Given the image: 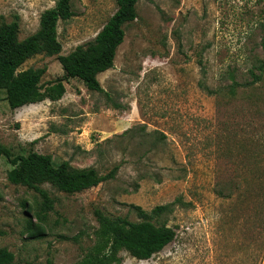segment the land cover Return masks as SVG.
<instances>
[{
    "label": "rangeland",
    "instance_id": "obj_1",
    "mask_svg": "<svg viewBox=\"0 0 264 264\" xmlns=\"http://www.w3.org/2000/svg\"><path fill=\"white\" fill-rule=\"evenodd\" d=\"M54 6L0 0V29L17 23L23 41ZM71 6L58 25L61 53L20 69H45L44 86L67 78L65 95L12 111L0 90V144L55 166L119 170L77 194L43 184L47 210L11 183L19 164L0 158V249L13 264H77L97 239V211L137 223L138 209L172 204L157 223L175 231L173 242L145 261L122 251L119 264H264V74L252 77L264 62V0H140L114 68L98 76L105 93L69 76L68 57L96 38L116 0Z\"/></svg>",
    "mask_w": 264,
    "mask_h": 264
},
{
    "label": "trees",
    "instance_id": "obj_2",
    "mask_svg": "<svg viewBox=\"0 0 264 264\" xmlns=\"http://www.w3.org/2000/svg\"><path fill=\"white\" fill-rule=\"evenodd\" d=\"M55 6L46 10L40 18L38 31L23 41L18 40V24L12 23L0 29V90L6 91V101L12 111L45 100L59 101L66 93L64 82L58 79L46 86L42 84L45 69L20 70L32 57L59 55L62 45L58 37L59 23L73 16L71 0H54ZM140 0H116L117 11L108 20L96 38L79 46L68 57L69 76L80 80L85 87L96 93H105L98 76L113 69L119 47L125 39V27L138 18L137 5ZM264 55V39L261 42ZM262 74L252 73L253 81L261 80L264 62L258 68ZM7 158L19 168L10 173V181L38 193L47 210L53 209V199L43 184H50L61 192L77 194L97 187L116 177L118 167L109 174L100 175L95 169H73L69 162L55 166L52 156L31 152L27 156L14 157L11 150L0 144V158ZM232 190L229 191V193ZM219 197L228 199L225 189L218 191ZM172 204L158 206L150 213L139 210L141 222L133 223L127 218L110 219L96 212L99 230L94 246L77 264H119V254L124 251L140 261L151 259L160 253L176 237L175 231L158 219L172 211ZM14 255L0 249V264H13ZM48 264H53L48 261Z\"/></svg>",
    "mask_w": 264,
    "mask_h": 264
}]
</instances>
